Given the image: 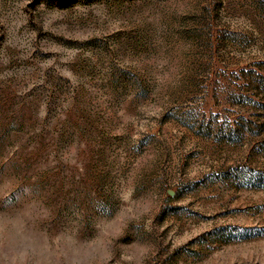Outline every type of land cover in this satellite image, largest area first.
Segmentation results:
<instances>
[{"label":"rangeland","instance_id":"obj_1","mask_svg":"<svg viewBox=\"0 0 264 264\" xmlns=\"http://www.w3.org/2000/svg\"><path fill=\"white\" fill-rule=\"evenodd\" d=\"M0 264H264V0H0Z\"/></svg>","mask_w":264,"mask_h":264}]
</instances>
